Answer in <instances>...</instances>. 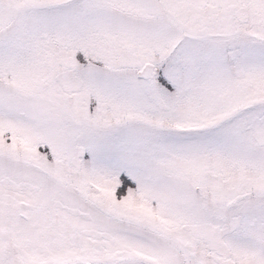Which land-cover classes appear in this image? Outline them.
<instances>
[{"label":"snow or ice","instance_id":"1","mask_svg":"<svg viewBox=\"0 0 264 264\" xmlns=\"http://www.w3.org/2000/svg\"><path fill=\"white\" fill-rule=\"evenodd\" d=\"M0 264H264V0H0Z\"/></svg>","mask_w":264,"mask_h":264}]
</instances>
